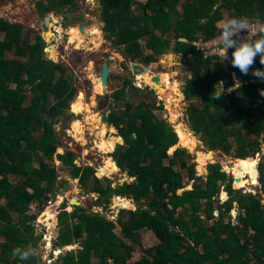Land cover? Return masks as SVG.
<instances>
[{
    "label": "trees",
    "instance_id": "obj_1",
    "mask_svg": "<svg viewBox=\"0 0 264 264\" xmlns=\"http://www.w3.org/2000/svg\"><path fill=\"white\" fill-rule=\"evenodd\" d=\"M44 1L65 18L78 8L77 0ZM100 3L106 38L131 62L150 66L164 54L182 55L193 72L185 86L193 129L211 150L240 159L261 154V187L257 193L237 195L232 177L223 185L227 172L220 162L210 163L208 173L197 176L195 156L179 145L175 128L155 111L164 110L156 92L125 77L112 95L118 107L109 114V122L124 139L112 155L133 179L114 185L109 176L100 177L95 166L78 165L70 149L57 157L63 171L70 168L72 178L89 193L99 194L96 204L108 207L114 196H120L132 199L137 208H122L114 220L82 205L70 211L69 200H64L57 215L58 245L80 243L82 248L52 256L53 264H264V80L251 74L264 65L257 55L249 73L243 74L230 60L206 58L192 44L218 37L217 21L223 18L244 15L251 22L264 21V0ZM44 49L37 31L0 17V264H44L41 255L21 261L12 249L37 248L43 236L35 223L60 177L52 162L62 146L56 125L72 121L69 108L79 91L74 75L47 59ZM9 53L26 60L12 66ZM235 76L243 85L229 93L227 89L237 85ZM218 81L224 82L226 91L217 98L211 93ZM97 99L100 107L108 108V96ZM114 137L109 138L111 150L118 140ZM107 170L102 168V173ZM234 173L238 180L242 168L240 175ZM190 181L192 188L179 192ZM223 190L229 197L222 202ZM33 202L37 211H31ZM235 204L236 221L231 216ZM147 231L156 237L151 246L143 242Z\"/></svg>",
    "mask_w": 264,
    "mask_h": 264
},
{
    "label": "rangeland",
    "instance_id": "obj_2",
    "mask_svg": "<svg viewBox=\"0 0 264 264\" xmlns=\"http://www.w3.org/2000/svg\"><path fill=\"white\" fill-rule=\"evenodd\" d=\"M40 1L45 2L44 0ZM136 1L142 3L147 2V0ZM77 5L78 8L76 11L70 13L67 18L63 14L50 13L52 27L45 32V15L37 10L35 0H6L4 4L0 3V17L11 23L24 25L28 31H37L45 41L44 52L46 58L54 60L59 65L67 68V73L74 75L76 81L75 86L79 90L69 108V112L73 115L72 121L64 127L63 122L56 125V133L60 137L62 144V146L57 148L56 153L52 157V162L59 168L60 172L58 186H56L58 189L54 196L47 197L48 206L40 213L36 220L37 223H35L37 226L36 232L43 234L42 238L38 241L37 249L40 253L39 255L43 258L44 264H53L52 256L57 257L65 253L66 250L82 248L80 243L64 246L63 248L57 244V234L54 231H50L48 225L40 220L42 214L44 212L46 213L47 210L53 212L57 219L60 206L64 200H69L68 209L72 211L75 207L70 205L71 200L78 198L83 202L82 206H86L91 210H100L108 215L110 219L116 220L122 208H137V204L132 199L120 196H114L112 203L108 207L106 205L100 206L96 204L99 194L89 193L78 178H72L70 176V168L67 171H63L62 167L64 165L57 157V154L70 149L75 152V162L78 165L95 166L97 168V174L100 177L109 176L114 180V185L133 179L127 172L122 171L112 155L118 144L124 142L123 136H119V129L114 123L109 122L106 124V132L103 133L101 132V124L96 123L97 120L101 122V114L103 112L107 111L110 114L115 106V109L118 107L115 105V100L112 95L114 91L120 88L125 77L131 78L133 83L141 89L149 87L156 92L158 106L163 105L164 110L156 109L155 111L175 128V131L179 135V140L180 138L182 140L181 133L184 131L192 135L193 139L191 143L180 142V146L190 149L195 156L194 161L197 163V176H205L208 173L210 163L220 162L222 170L226 172H231L230 170H232L230 178H233L234 186H238L240 189L238 187L236 189L243 194L257 193L261 187L259 181L260 174L258 175L259 170L257 169V163L261 161V154L258 155L257 159L255 157L237 159L233 155H228L219 150H211L193 129L188 114L190 101L185 94L187 78H191L193 72L183 61L182 55L172 52L164 54L159 62L150 66L138 62H131L123 55L120 48H114L110 40L106 37L103 39L101 37V31H97L98 29L103 30L104 27V23L100 20L102 12L100 0H77ZM76 15L79 17H76ZM80 26H86L90 31L89 36L81 32L82 38L84 39H82L83 43H79L76 40L74 32L75 30H79ZM48 32L51 33L50 38L47 37ZM98 37H101L100 41H98ZM107 56H111L112 58L109 64L110 81L106 86L107 95H105L108 96L109 101L107 102L108 108H102L97 101V97L103 95L99 93L96 85L99 80V86L103 89L100 82V74L101 67L105 63ZM8 58L12 61L11 65L15 67L21 61L26 60V57L18 54L14 56L12 53L8 54ZM229 59L230 54L228 58H223L225 63ZM235 79L237 81V87L239 81L236 76ZM176 82H178V85H176ZM166 85H170V88L168 87L166 93H162L161 88ZM174 86H176L177 91L174 90ZM32 90L35 91L34 89ZM134 102H136V105L138 104L137 100ZM194 102L198 103V100L195 99ZM79 105L84 108L81 112H78ZM121 108H125V106ZM170 108L179 116L178 122L182 125L181 128L177 129L175 123L168 118L166 109ZM75 121H81V131L79 133L73 129V123ZM114 136H118V140L115 143L114 149L111 150L107 137L115 138ZM175 147L177 145L171 149V153L174 152ZM110 158L114 159L113 162L118 165V168L111 164ZM104 167L108 170L102 173V168ZM240 167L242 168V175L238 178L236 185L237 177L234 172L238 175V168ZM64 180L66 182H63ZM59 185L61 186L59 187ZM192 186L193 181H190L179 192L192 188ZM225 193L226 196L224 197L223 194ZM228 197L229 194L227 191L223 190L220 192V200L222 202L227 200ZM238 209L234 208L231 212L234 220L237 217ZM31 211H37L34 202L31 204ZM56 222L55 227L59 229V219ZM48 235H51V238ZM155 241L156 237L154 233L151 231L144 233L143 242L145 246H151Z\"/></svg>",
    "mask_w": 264,
    "mask_h": 264
},
{
    "label": "clouds",
    "instance_id": "obj_3",
    "mask_svg": "<svg viewBox=\"0 0 264 264\" xmlns=\"http://www.w3.org/2000/svg\"><path fill=\"white\" fill-rule=\"evenodd\" d=\"M217 28L219 29V39L215 46V51L218 53L219 58H228V50L231 48L230 63L243 74L249 73V68L254 63V59L257 55H259L260 64L264 65V21L256 22L255 30H253V23L247 16L234 15L217 21ZM242 32L246 33L243 37H241ZM251 74L264 80V67L253 68ZM240 84L241 82L239 81L238 86H240ZM231 90V88L227 89V91ZM224 92V82L218 81L211 94H213V97L218 98L221 97ZM261 94L264 95V89H261ZM258 155L259 154L255 155L256 159ZM258 163H260V161ZM70 205L75 206L73 204ZM39 254L38 249L32 246H16L12 249V255L18 257L21 261L39 256Z\"/></svg>",
    "mask_w": 264,
    "mask_h": 264
},
{
    "label": "water",
    "instance_id": "obj_4",
    "mask_svg": "<svg viewBox=\"0 0 264 264\" xmlns=\"http://www.w3.org/2000/svg\"><path fill=\"white\" fill-rule=\"evenodd\" d=\"M35 1H36V8H37V10L41 14H44L45 15L44 16V31L47 32L49 30V28L52 27L51 17L49 15H50V13H54V12L51 11V9L47 6V4L45 2H41L40 0H35ZM79 28L83 31V30H85L86 26H80ZM100 31L102 33L103 39H105V36L106 35H105L104 30H100ZM111 61H112L111 56H107V58L105 60V63L101 67L100 82H101V85L103 87V90H102L103 91V93H102L103 96L107 95L106 86H107V84L110 81V68H109V64L111 63ZM242 85H243V83H241L240 86L231 88L232 90L231 91H227V92L232 93L237 88L241 87ZM166 112H167L168 118L170 119V116L171 115H170L169 109H166ZM108 116L109 115H108V112L107 111H105V112H103L101 114L102 125H105V124H108L109 123ZM179 145H180V143H179ZM255 158H256V156H255ZM257 169L259 170V163H257ZM231 173L232 172H227V179L224 181V184H223L224 186L229 181V178H230ZM259 174H260V172H258V175ZM239 192L240 191L237 189L236 194L239 195ZM77 199L78 198H73L71 200V204H73V205H83V202L81 200H79V199L77 200ZM236 200H238V198ZM235 209H238V204H235ZM53 231L55 232V234H57V236H59L60 229H58L57 227H55L53 229ZM57 244H58V242H57ZM64 246H68V245H62L60 247L63 248Z\"/></svg>",
    "mask_w": 264,
    "mask_h": 264
},
{
    "label": "bare ground",
    "instance_id": "obj_5",
    "mask_svg": "<svg viewBox=\"0 0 264 264\" xmlns=\"http://www.w3.org/2000/svg\"><path fill=\"white\" fill-rule=\"evenodd\" d=\"M80 30V31H79ZM79 30H75L74 32H75V37H76V40L79 42V43H83V38H82V34H81V32L82 33H85L84 35H86V36H89V34H90V31H89V29H87V28H85V30H81L80 28H79ZM97 31H100L99 29L97 30ZM47 37L48 38H50L51 37V33L50 32H48V34H47ZM83 39V40H82ZM100 39H101V37H98V41H100ZM174 58V57H173ZM148 75V74H147ZM99 80L97 81V87H98V91H99V93H103V89H101V87L99 86ZM168 87L170 88V85H166V86H164L163 88H161V92L162 93H166V91H168ZM174 90L175 91H177V88H176V86H174ZM173 95V94H172ZM173 103V102H172ZM172 105V104H171ZM78 109H79V111L78 112H81L82 110H84V108L82 107V106H78ZM169 111H170V119L172 120V122H174L175 123V126H176V128L178 129V128H181L182 127V125L178 122V115L173 111V109H169ZM89 114H90V112H89ZM95 116V115H94ZM85 120V119H84ZM83 120V121H84ZM170 120V121H171ZM81 122V121H80ZM80 122L79 121H75L74 123H73V129L75 130V131H77L78 133L81 131V124H80ZM96 123H99V124H101V132H103V133H105L106 132V124L105 125H102V121L101 122H98V120L96 121ZM86 125V124H85ZM73 130V131H74ZM183 131V130H182ZM181 137H182V140L180 141L181 143L183 142H186V143H191L192 142V135L190 134V133H188V132H186V131H184V132H182L181 133ZM80 138V137H79ZM81 139V138H80ZM107 139H109V137H107ZM113 160L114 159H112V158H110V162H111V164L113 165V166H115L116 168H118V165L117 164H115L114 162H113ZM231 172H232V170H230ZM78 200V199H77ZM40 220L43 222V223H45V224H47L48 225V227H49V229H50V231H53V229H54V227L56 226V224H57V222H56V215L53 213V212H51V211H49V210H47L46 211V213L44 212V214H42V216L40 217ZM48 236H50V238H51V235H48ZM49 239V238H48ZM53 239V238H52ZM50 241V240H49ZM51 245V244H50ZM49 248V247H48Z\"/></svg>",
    "mask_w": 264,
    "mask_h": 264
},
{
    "label": "built area",
    "instance_id": "obj_6",
    "mask_svg": "<svg viewBox=\"0 0 264 264\" xmlns=\"http://www.w3.org/2000/svg\"><path fill=\"white\" fill-rule=\"evenodd\" d=\"M252 23H253V26H254L253 30H255L256 22H252ZM244 35H246V33L242 32L241 33V37H243ZM218 39H219V36L214 38V39L208 40V41L196 40V41H193L192 44L198 50L202 51L206 58H209V57H212V56H218V53L215 51V46H216V44L218 42ZM182 41L189 42L187 39H184ZM228 51H229V54L231 55L232 49L230 48ZM221 61L223 63H225V61L223 59H221Z\"/></svg>",
    "mask_w": 264,
    "mask_h": 264
},
{
    "label": "flooded vegetation",
    "instance_id": "obj_7",
    "mask_svg": "<svg viewBox=\"0 0 264 264\" xmlns=\"http://www.w3.org/2000/svg\"><path fill=\"white\" fill-rule=\"evenodd\" d=\"M164 87V86H163ZM98 101V100H97Z\"/></svg>",
    "mask_w": 264,
    "mask_h": 264
}]
</instances>
